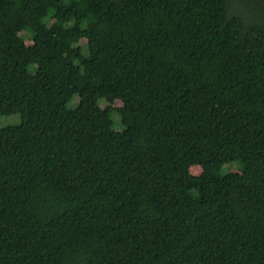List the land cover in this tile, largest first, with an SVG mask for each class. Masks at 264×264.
<instances>
[{"label":"trees","instance_id":"16d2710c","mask_svg":"<svg viewBox=\"0 0 264 264\" xmlns=\"http://www.w3.org/2000/svg\"><path fill=\"white\" fill-rule=\"evenodd\" d=\"M239 1L0 0V264H264V0Z\"/></svg>","mask_w":264,"mask_h":264},{"label":"rangeland","instance_id":"374dc122","mask_svg":"<svg viewBox=\"0 0 264 264\" xmlns=\"http://www.w3.org/2000/svg\"><path fill=\"white\" fill-rule=\"evenodd\" d=\"M230 11L233 13H245V9L241 6V2L239 0H232V2L230 3ZM51 26L55 29H57L59 27L58 23L55 22H51ZM25 43L27 45H31L32 42L29 41V39L25 40ZM87 71L89 73L92 72L91 68H88ZM79 100V96L74 97L73 100L71 101L70 106L71 107H75L76 103ZM102 104V103H101ZM115 106H119L121 105V99L120 98H116L115 100ZM21 112V107L20 106H14L13 110H12V115L11 116H5L2 117L0 119V124L1 126H6V125H14L17 124L19 122V114ZM112 121H113V129L116 132H121L123 131L124 127L121 125L120 123V119L118 117V115L114 114L112 116ZM215 170H219V172L223 173V174H227V173H234V172H241V168L239 166V164L237 162H231V163H225V162H220L219 164H217L214 167ZM191 173L193 175H198L201 172V169L198 166H193L191 167Z\"/></svg>","mask_w":264,"mask_h":264}]
</instances>
